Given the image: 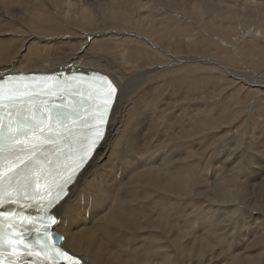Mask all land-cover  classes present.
I'll list each match as a JSON object with an SVG mask.
<instances>
[{
	"label": "bare ground",
	"instance_id": "1",
	"mask_svg": "<svg viewBox=\"0 0 264 264\" xmlns=\"http://www.w3.org/2000/svg\"><path fill=\"white\" fill-rule=\"evenodd\" d=\"M110 1V19L98 24L88 10L75 17L69 0H0V76L70 65L118 86L106 137L53 210L62 247L86 264H264L260 6ZM255 11L259 38L248 34ZM33 30L45 45L23 54L40 37ZM221 159L222 177L208 178Z\"/></svg>",
	"mask_w": 264,
	"mask_h": 264
},
{
	"label": "snow or ice",
	"instance_id": "2",
	"mask_svg": "<svg viewBox=\"0 0 264 264\" xmlns=\"http://www.w3.org/2000/svg\"><path fill=\"white\" fill-rule=\"evenodd\" d=\"M105 89L102 96L99 97L101 104L95 109V124L90 120L85 119L84 115L79 111H76L74 115L60 111L62 107L57 103L60 99L55 89L48 90L43 93V96L47 99L41 98V93L38 91L22 92L19 88H11L6 92L0 86V100L5 97L8 100V106L15 109L19 119L15 122V127L12 123H9V131L6 134V138L9 145H20L16 150L10 151V153L3 157L12 163L7 165V170L11 172L13 165H23L21 171L26 177H30L34 172L42 173L43 166L45 164L51 165L52 160L49 156L55 154V162L57 165L60 164L62 158L65 156L63 151L58 149L63 148V144H69V151L67 156L72 158V164L69 166L72 169V173L68 174L63 179L62 183L57 184L58 192L61 194L64 191V185L72 180V176L77 167L82 165L87 158L89 149L99 141L103 134V125L106 123L105 117L107 116L110 106L113 100V94L116 93L117 87L111 83H104L101 85ZM21 106V107H18ZM3 111V105H0V112ZM9 118H11V112H9ZM69 119L79 121L81 126H87L88 132L81 133L77 136L73 133L71 128H66L67 121ZM4 138L3 125L0 123V139ZM75 140V143H69ZM57 177L62 176L63 172L67 171L64 169H53ZM11 179V177H9ZM39 187V176L35 181V186L30 180H26L23 188L20 189L28 199H35L40 193L36 190ZM10 202L12 201L9 197ZM54 200H49L46 208H50ZM47 219V213L43 219L37 221L32 225L31 230H35L39 234L40 240L43 243H39V250L33 253L29 251V245H23L25 255L22 256L20 252L16 251L15 247H12L11 253L17 257L16 264H24L27 256L33 254L40 255L41 252L45 254L47 264H59V261L67 259L71 261V264H77V261L72 260L64 251L59 247H54L46 243V238L49 235L45 220ZM39 225H44L43 232H39ZM14 227V225H10ZM25 228L21 226V236L24 235ZM54 236V233H53ZM11 245L20 244V237L16 239L5 238ZM6 254V253H5ZM11 264V262H8ZM35 264H41L37 261Z\"/></svg>",
	"mask_w": 264,
	"mask_h": 264
},
{
	"label": "rangeland",
	"instance_id": "3",
	"mask_svg": "<svg viewBox=\"0 0 264 264\" xmlns=\"http://www.w3.org/2000/svg\"><path fill=\"white\" fill-rule=\"evenodd\" d=\"M61 1H63V0H61ZM65 1V3H67L68 2V0H64ZM74 3H76V4H74L73 2H71V0H69V2L71 3V6H72V8L74 7L76 10H78V14L75 16V17H77L78 15L80 16V13H82V12H85V10H88V11H86V12H89V13H91V14H94V16L95 15H97V16H95L96 18H97V20H96V18H95V20H96V22H98L99 20V22H98V24L100 23V22H104L105 21V19L104 18H106V20H108V19H110V17L108 16L109 14H110V11H109V5H110V3H113L112 1H110V0H99V2L97 1V0H83V1H81V3L80 2H78L79 0H72ZM86 1H90V3H94V4H90L89 2H88V4H87V2ZM91 1H93V2H91ZM95 1V2H94ZM109 1V2H108ZM116 1V0H115ZM238 1V0H237ZM252 1H254V2H252ZM98 2V3H97ZM101 2V3H100ZM235 2H236V0H235ZM244 2L248 5V6H250L251 7V9H257V8H259V6H260V11L264 14V5L263 4H261L262 2H261V0H259V1H257V0H244ZM260 2V3H259ZM80 3V4H79ZM82 3H84V5L82 4ZM253 3V4H252ZM74 4V5H73ZM104 4V5H103ZM106 4H107V6H106ZM239 4H240V2H239ZM251 4V5H250ZM76 5V6H75ZM78 5H79V8H78ZM81 5V6H80ZM263 5V6H262ZM95 6V7H94ZM255 6V7H254ZM258 6V7H257ZM107 7V8H106ZM235 7H237V3H235ZM253 7V8H252ZM73 8V9H74ZM78 8V9H77ZM96 8V9H95ZM74 9V10H75ZM80 9V10H79ZM82 10H84V11H82ZM98 10V11H97ZM100 10H102V12H100ZM108 12H107V11ZM82 11V12H81ZM145 11H147V10H145ZM256 12V18L254 17V15H253V17L251 18L252 20H254L255 22L254 23H252V25L254 26H251L250 28H249V30L250 31H248V34H250L251 33V31H252V36L251 37H253V36H257V38H259V34L256 32V26H262L263 25V16H262V14L260 13V12H258V11H255ZM104 13V14H103ZM107 13V14H106ZM102 14H103V17H102ZM107 15V16H106ZM74 17V16H73ZM100 18H103V19H100ZM135 19V18H134ZM144 19H146L145 17H144ZM102 23H100V24H102ZM19 24V22L18 21H16V25H18ZM68 24V23H67ZM68 25H70V24H68ZM72 25V24H71ZM19 26H21V25H19ZM74 26H77V25H73V27ZM17 27V26H16ZM107 28L109 27V26H106ZM23 29V28H22ZM46 30V29H45ZM45 30H41L40 32H46ZM77 31H79L78 29H75L74 31H73V33H75V34H77L78 32ZM36 30H33V33L36 35V36H40L39 37V39L38 38H36V42L34 41V40H31L30 41V43L27 45H25V49L23 50V54H29L30 53V51L32 52V50H33V47H34V50L35 49H37L39 46H43V45H45V42L42 40V38L43 37H45L43 34H40V35H37L36 34ZM244 33H245V35H246V30L244 31ZM256 34V35H255ZM258 34V35H257ZM99 35H101L100 33H99ZM18 36V35H17ZM43 36V37H42ZM90 36H93V35H90ZM74 37H77V36H74ZM63 38V39H62ZM83 37L81 36V37H78V38H74V40H75V42L76 41H80L81 39H82ZM99 38V37H98ZM245 38V37H244ZM67 39H69V35L68 34H66V35H64V36H62V37H59L58 39H57V41H66ZM33 41H34V43H33ZM82 41V40H81ZM91 41V40H90ZM89 41V42H90ZM239 42H240V40H239ZM32 43V44H31ZM39 43H40V45H39ZM242 44V43H241ZM31 46V47H30ZM77 46V45H76ZM74 47L75 49L77 48V47ZM84 45H82V47H83ZM82 47H81V49H80V52H82L83 50H84V48H85V46H84V48L82 49ZM31 48V49H30ZM30 51H29V50ZM28 50V51H27ZM213 51V50H212ZM241 62V61H240ZM238 63H239V61H238ZM242 64L244 63L243 61L241 62ZM242 64H239L238 65V67L237 68H241L243 65ZM241 65V66H240ZM218 67V66H217ZM219 67H221L220 65H219ZM218 67V68H219ZM220 70H221V68H220ZM246 72H247V70H246ZM212 73L213 74H219V75H223V77H224V79L223 80H226L227 78L228 79H231V77H229V76H227L226 74H224V73H222V72H220V71H218V70H212ZM236 81H238V80H236ZM259 81V80H258ZM218 83L219 84H222L221 83V81L220 80H218ZM248 86H245V88H247ZM253 86H251V87H248V89H254L255 90V88L256 87H253ZM256 89H259L260 91L258 92V95H257V97H259V98H264V95H262V94H264V86L263 87H261V88H256ZM262 93V94H261ZM261 105H263V109H264V100H263V103H261ZM259 121H260V119H259ZM249 141H253V140H243V142H244V145L247 143V142H249ZM264 141V138L262 139V142ZM233 142V141H232ZM243 142H242V144H243ZM243 145V146H244ZM232 146H233V144L231 145V150L233 149L232 148ZM228 147V146H227ZM227 147H225V148H227ZM234 147V146H233ZM158 148H159V150H158ZM162 148V149H161ZM157 150L155 151V161H158V162H160L161 160H159V158L161 159V157H163L162 155H163V147H157L156 148ZM160 152V153H159ZM156 153H158V154H156ZM219 155L221 156L222 154H220L219 153ZM168 156V154H166V156L165 157H167ZM233 157V156H232ZM218 159H219V157H218ZM221 161H223V162H221ZM221 161H219V163L218 164H215V163H210L209 165H208V169H209V172H208V178L210 177V178H212V177H215V179H220L221 177H222V175L219 173H214V170H216L217 169V167L219 166V165H224V160H222L221 159ZM211 164H212V167H211ZM252 166H253V168L255 167V165H256V161L255 160H253L252 159ZM229 169L228 170H230V171H236V169H233V167H228ZM218 169H220L219 171H221V167H219ZM213 171V172H212ZM218 174V175H217ZM264 176V175H263ZM263 176L259 179V182L263 179ZM206 178V179H205ZM204 179V184H206L207 182H208V180L209 179H207V177H205ZM228 183V182H227ZM254 189L253 188H251V192L253 191ZM258 230V229H257ZM257 232H259V231H257ZM230 244H232L233 242H234V240H229L228 241Z\"/></svg>",
	"mask_w": 264,
	"mask_h": 264
},
{
	"label": "water",
	"instance_id": "4",
	"mask_svg": "<svg viewBox=\"0 0 264 264\" xmlns=\"http://www.w3.org/2000/svg\"><path fill=\"white\" fill-rule=\"evenodd\" d=\"M86 39H88V36H87V38H86ZM83 47H84V46H83ZM83 47H82V48H83Z\"/></svg>",
	"mask_w": 264,
	"mask_h": 264
}]
</instances>
